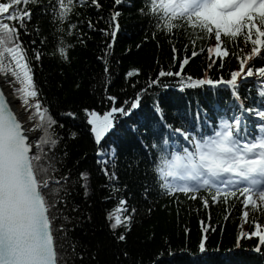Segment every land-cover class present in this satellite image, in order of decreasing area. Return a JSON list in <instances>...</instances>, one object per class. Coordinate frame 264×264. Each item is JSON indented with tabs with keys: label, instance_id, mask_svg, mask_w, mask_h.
<instances>
[{
	"label": "snow or ice",
	"instance_id": "obj_1",
	"mask_svg": "<svg viewBox=\"0 0 264 264\" xmlns=\"http://www.w3.org/2000/svg\"><path fill=\"white\" fill-rule=\"evenodd\" d=\"M86 4L96 9L102 7L99 0H0V74L10 73L12 77L11 80L0 81V264H58L53 236L56 218L51 215L56 203L51 202L45 192L50 190L49 195L55 196L62 194L65 202L70 195L67 184L71 179L70 172L59 180H53L50 176V173L59 171L53 164L50 153L64 139L55 128L63 129L64 125L58 124L52 116L47 98L42 97L34 79L33 64L39 62L44 53L36 47V39H32L26 47L21 33L40 37L41 46L47 43V36H41L39 24L31 30L27 26L34 14L29 5H35L40 9V15L51 17L50 23L54 26L55 50L51 55H58L63 62L68 63L69 50L75 45L67 43V37L76 36L80 44H86L83 27L94 29L91 20L72 21L74 15L80 17V13L75 11L76 7ZM139 4L136 14L148 20L153 29L146 34L145 41L149 36L155 39L158 31L174 35L178 28L186 32L190 28L192 34H203L201 39L214 37L215 45L207 48L209 68L216 62L211 60L213 53L221 61L230 55L227 47L222 46V36L234 42L243 35L245 43L250 42L252 45L250 54L245 55L243 49H240V54L236 56L239 69L230 71L229 79L221 77L213 80L207 78V75L202 79L191 75L185 78L182 72L174 73L163 69L155 79H149V88L160 84L161 77L172 76L181 77V89L204 85L230 86L231 96L235 98L230 107L213 110L212 115H209L208 109L198 106L193 119L182 123L180 127L167 123L159 100L153 101V110L159 117L156 122L158 126L146 127L140 135L151 138L141 139L140 143L146 155H153L154 150L159 154V162L154 164V173L159 174L162 181L159 188L164 190L163 194L166 196L174 197L177 193H182L192 200L197 199L201 190H204L208 195L201 199L206 209L210 202H227L229 197L237 198L238 195L243 198L245 208L251 205L255 209L258 203L264 204V103L260 107L246 106L247 97L239 95V82L244 77L258 76L264 79V66L253 67L249 63L259 57L264 49V0H139ZM21 5L24 7L21 8ZM115 6L122 7L123 0H114V9ZM121 15L119 10L110 13L109 22L114 30L108 36L113 41L121 27ZM169 43L175 54V45L171 41ZM142 46L143 42L135 45L137 49ZM112 47V43L106 44L107 50L101 59L111 54ZM204 51V48L200 49V53ZM196 55L197 51L193 50L192 56ZM175 58L174 55L173 59ZM188 63L189 59L185 57L178 66L183 70ZM220 67L223 68L222 62ZM103 73L105 77L110 76L107 59H104ZM139 73L140 70L134 68L126 73L125 79ZM100 83L103 84L104 98L112 107L103 115L89 108H84L83 112L87 125L90 126V134L99 148L96 155L102 157L97 163L101 165L100 171L107 178L108 184L105 187L109 188L112 195L120 197L118 206L109 211L106 218L110 222L114 240L126 243L139 209L129 204L128 198L122 195L129 191V185L116 186L119 181L117 148L112 146L109 151H105L102 141L115 131L117 115L131 118L135 110L140 109L147 88L137 92L131 100H123L120 106H116L118 97L107 94L111 80L104 79ZM5 87L11 88L20 100L23 111L29 113L24 121L11 109ZM132 87L135 88L136 85ZM259 96L264 97V86L259 90ZM245 113L249 115L246 117ZM61 116L73 120L78 118L72 111L63 112ZM252 116L258 119L252 120ZM129 128L133 132L139 131L136 124ZM36 132L40 135L33 138L32 134ZM77 138V132L68 133V139ZM63 156H68L67 145ZM140 162L132 158L127 167L129 170L138 168ZM78 179L82 182L80 188L87 195L89 173L80 172ZM52 183L60 186L52 188ZM150 194V188L145 186L142 193L145 201ZM110 198L111 195L105 199ZM152 211L151 207L146 209L148 214ZM243 215L247 219L248 212L245 211ZM254 223L255 230L248 235L249 238H258L259 243L254 251L260 253L264 248V226ZM119 227H123L125 231L116 234ZM199 249L201 252L205 251L203 241ZM121 255L128 257L127 252H122Z\"/></svg>",
	"mask_w": 264,
	"mask_h": 264
},
{
	"label": "trees",
	"instance_id": "obj_2",
	"mask_svg": "<svg viewBox=\"0 0 264 264\" xmlns=\"http://www.w3.org/2000/svg\"><path fill=\"white\" fill-rule=\"evenodd\" d=\"M99 3L101 9L90 4L76 7L75 11L80 13V17L74 15L72 21L91 20L95 30L83 27L86 44H80L76 36L67 37V43L75 45L69 50L68 63L63 62L58 55H51L55 50L54 26L50 23L51 17L40 15V9L35 5H29L34 14L27 26L31 30L39 24L41 36H47V43L41 46L40 37L21 33L26 47L32 39H36V47L44 53L41 60L33 64L34 79L42 97L47 98L52 116L58 124L64 125L63 129L55 128L64 139L50 153L53 164L59 169L50 173V176L53 180H59L70 172L71 179L67 182L70 195L65 202L62 194L55 196L49 195L50 190L45 192L46 197L56 203L51 215L56 218L53 235L58 264H264V248L260 253L254 252L259 243L258 238H249L248 235L255 230L254 222L264 226V204L255 209L245 208L243 198L238 195L237 198L229 197L227 202H210L206 209L201 199L208 195L204 190L195 200L182 193L174 197L166 196L164 190L159 188V183H162L159 174L154 173L159 154L154 150L153 155H146L140 143L141 139L151 138L140 135L146 127L158 126L156 122L159 117L153 110L154 100H159L165 120L175 127L191 121L198 106L208 109L209 115H212L213 110L230 107L235 101L225 85L178 90L181 77L172 76L161 77L160 84L149 88V79H155L161 69L182 72L185 78L191 75L202 79L207 75L213 80L221 77L229 79L230 71L239 69L236 56L240 54V49L245 55L250 54L251 43L246 44L243 35L234 42L222 36V46L227 47L230 55L221 61L213 53L211 60L216 62L209 68L207 48L215 45L214 37L201 39L203 34H192L190 28L187 32L178 28L174 35L158 31L155 39L149 36L145 41L146 34L153 29L148 20L136 14L139 0H123V6H115V9L114 0H99ZM113 10L122 12L119 18L121 27L114 41L108 36L114 30L109 22ZM169 41L177 49L175 54ZM142 42L143 46L137 49L135 45ZM107 43L113 44L111 54L101 59L107 50ZM201 48L205 49L203 53H200ZM193 50L198 53L195 57L192 56ZM185 57L189 63L181 70L178 65ZM104 59L109 64V77L103 73ZM221 62L223 68L220 67ZM249 63L253 67L264 66V49L259 57ZM134 68L140 70L139 75L125 79L126 73ZM104 79L111 80L107 94L118 97L116 106H120L123 100H131L137 92L147 88L140 109L135 110L131 118L117 115L115 131L102 141L105 151H109L112 146L117 148L119 181L116 186L128 184L129 191L122 195L128 198L129 204L139 209L126 243L114 240L110 222L106 218L107 213L118 206L120 197L112 195L109 188L105 187L108 181L100 171L101 165L97 163L102 157L96 155L99 148L94 143L83 112L84 108H89L103 115L112 107L104 98L103 84L100 83ZM262 86L264 79L258 76H252L240 84L239 95L247 97L246 106L256 107L264 102V97L259 96ZM67 111L76 113L78 118L73 120L61 116ZM201 116L203 118V113ZM132 124L137 125L138 132L130 130ZM70 131L78 133L76 140L68 139ZM65 145L68 152L66 158L63 156ZM132 158L141 162L138 168L129 170L127 165ZM85 171L90 175L87 195L80 188L82 182L78 179L79 173ZM59 186L56 183L51 185L52 188ZM145 186L151 190L147 201L142 196ZM110 195L112 198L105 199ZM149 207L153 209L151 214L146 212ZM246 210L247 219L243 215ZM124 231L123 227H119L116 234ZM201 241L205 245L204 252L199 249ZM122 252H127L128 257L121 255Z\"/></svg>",
	"mask_w": 264,
	"mask_h": 264
},
{
	"label": "bare ground",
	"instance_id": "obj_3",
	"mask_svg": "<svg viewBox=\"0 0 264 264\" xmlns=\"http://www.w3.org/2000/svg\"><path fill=\"white\" fill-rule=\"evenodd\" d=\"M11 79H12V77H11L10 73H8L7 75L0 74V81L11 80ZM4 91H5V95L8 98V103H9L11 109L13 110V112H15L17 114L18 118L21 121H24L28 114L26 112H24L20 106L17 105V102L20 100L16 98V96L13 94L11 88L5 87ZM34 134H37V132L33 133L32 135L34 136Z\"/></svg>",
	"mask_w": 264,
	"mask_h": 264
},
{
	"label": "rangeland",
	"instance_id": "obj_4",
	"mask_svg": "<svg viewBox=\"0 0 264 264\" xmlns=\"http://www.w3.org/2000/svg\"><path fill=\"white\" fill-rule=\"evenodd\" d=\"M21 7H23V5H21ZM3 75H5V74H3ZM16 87H19V85H16ZM17 105L21 107V102L18 101V102H17ZM21 108H22V107H21ZM27 114H29V113H27ZM39 135H40V133L37 132V134H34L33 138H38Z\"/></svg>",
	"mask_w": 264,
	"mask_h": 264
}]
</instances>
